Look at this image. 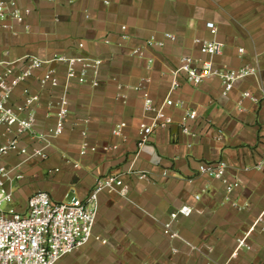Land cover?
Listing matches in <instances>:
<instances>
[{
    "label": "crops",
    "instance_id": "1",
    "mask_svg": "<svg viewBox=\"0 0 264 264\" xmlns=\"http://www.w3.org/2000/svg\"><path fill=\"white\" fill-rule=\"evenodd\" d=\"M17 1L32 12L16 36L0 31V61L84 54L104 63L99 88L71 89L66 131L52 142L49 159L18 169L24 178L12 182L14 201L8 205L17 200L20 205L10 209L25 211L38 191L57 203L84 201L96 179L110 174H122L130 186L128 199L110 190L100 195L93 238L59 264H264V166L256 168L264 152V0ZM207 23L218 29L215 37ZM166 33L175 41L147 50L144 59L131 56L150 37L163 40ZM212 39L224 44L213 60L216 68H258L256 77L236 83L226 96L217 77L193 86L173 75L182 56L204 58L196 40ZM148 58L153 59L150 65ZM174 79L179 87L172 90ZM31 87L38 89L36 82ZM138 88L158 107L167 99L184 102L193 112L190 134L179 125L184 109L164 107L173 123L156 129L138 152L139 125L152 117L143 112ZM243 93L255 100L242 98ZM46 100L38 110L39 132L54 123ZM121 122L127 126L116 138L112 129ZM83 128L97 148L85 156L80 155ZM18 161L12 157L7 164ZM219 161L241 184L231 194L219 181L197 174L200 163ZM138 172H147L149 179H139ZM184 206L192 213L178 217L174 229L179 238L169 240L163 223ZM245 237L251 249H240L231 258Z\"/></svg>",
    "mask_w": 264,
    "mask_h": 264
},
{
    "label": "built area",
    "instance_id": "2",
    "mask_svg": "<svg viewBox=\"0 0 264 264\" xmlns=\"http://www.w3.org/2000/svg\"><path fill=\"white\" fill-rule=\"evenodd\" d=\"M31 12V9L21 7L17 0H0V31H8L16 36L17 27L25 24ZM206 27L215 37L218 31L216 26L207 23ZM126 29L125 26L121 27L124 32ZM166 41L174 42L175 36L166 33L163 40L152 36L142 46L134 48L131 56L144 59L147 50L163 48ZM195 43L204 58L182 56L173 74L181 75L190 85L199 86L206 80L217 77L222 85V95L226 96L236 83L257 76L258 68L253 65H245L239 69L216 68L213 60L222 54L224 48V44L216 39L196 40ZM83 47L82 43L78 44L80 50ZM239 53L243 54L244 50L239 49ZM147 62L150 65L153 59L148 58ZM103 63L100 58L84 54H56L48 60L24 56L12 61H0V264H59L63 258L82 248L93 238L99 213V197L105 190L114 191L121 198L128 199L130 186L124 181L123 175L110 174L96 179L93 190L84 201L74 199L70 203H57L47 192L38 191L29 197L25 211L3 210L4 204L14 201L12 182L14 179L24 178L18 171L20 166L34 160L47 161L52 142L64 135L70 116L71 89L74 86L91 90L99 88ZM32 82H36L37 90L32 89ZM178 87L179 83L174 79L172 90ZM18 90L20 97L16 99ZM138 90L141 91L144 114L152 116L149 124L141 122L139 125L138 152L149 142L156 129H166L173 123L164 107L184 109L179 125L183 134H190L188 122L193 112L185 108L184 102L167 99L163 107H158L146 90ZM44 96L47 97V116L53 118L54 123L46 132H39L38 110ZM242 98L255 100L248 93H243ZM126 126L124 122L116 124L112 135L122 137ZM80 136V155L85 156L88 152L97 150L88 142L86 128L80 130ZM115 148L105 147L104 150ZM12 157L19 161L10 166L7 160ZM262 166L264 152L256 168L261 169ZM197 174L219 181L226 194L241 187L225 161L200 163ZM136 175L141 180L149 179L147 172H138ZM195 199L199 200L200 196ZM191 213L192 209L189 207L178 209L163 223V235L169 240L178 239L179 233L174 229V224L179 216L188 217ZM259 221L261 218L257 223ZM240 249H251L246 243V237L238 241L231 258H235Z\"/></svg>",
    "mask_w": 264,
    "mask_h": 264
},
{
    "label": "rangeland",
    "instance_id": "3",
    "mask_svg": "<svg viewBox=\"0 0 264 264\" xmlns=\"http://www.w3.org/2000/svg\"><path fill=\"white\" fill-rule=\"evenodd\" d=\"M18 189H20V186L18 185V184H15V186H14V190H15V192H18L17 190ZM18 205H20V202L17 200L16 201V203H14V204H11V205H8V204H4L3 205V210H5V211H9V210H11L10 208L11 207H18Z\"/></svg>",
    "mask_w": 264,
    "mask_h": 264
}]
</instances>
